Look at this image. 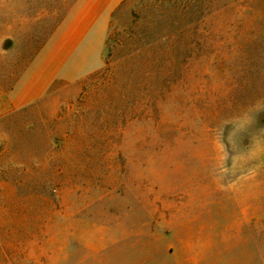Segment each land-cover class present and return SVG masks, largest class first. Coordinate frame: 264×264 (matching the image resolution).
Here are the masks:
<instances>
[{
	"label": "rangeland",
	"instance_id": "obj_1",
	"mask_svg": "<svg viewBox=\"0 0 264 264\" xmlns=\"http://www.w3.org/2000/svg\"><path fill=\"white\" fill-rule=\"evenodd\" d=\"M73 2L0 0V264H264L247 4L124 0L101 54L48 51Z\"/></svg>",
	"mask_w": 264,
	"mask_h": 264
},
{
	"label": "crops",
	"instance_id": "obj_2",
	"mask_svg": "<svg viewBox=\"0 0 264 264\" xmlns=\"http://www.w3.org/2000/svg\"><path fill=\"white\" fill-rule=\"evenodd\" d=\"M122 1L124 0H74L62 20L50 34L46 49L64 55L101 54L110 14ZM61 69V67L57 68V70ZM57 70L50 74L51 78L56 77L57 74L61 76ZM23 78L16 82L12 91L14 95L23 84ZM33 92L39 95L41 89L37 87ZM13 103L16 107L22 104L15 98Z\"/></svg>",
	"mask_w": 264,
	"mask_h": 264
},
{
	"label": "trees",
	"instance_id": "obj_3",
	"mask_svg": "<svg viewBox=\"0 0 264 264\" xmlns=\"http://www.w3.org/2000/svg\"><path fill=\"white\" fill-rule=\"evenodd\" d=\"M191 0H188V4L179 6L175 5L174 8H177L180 12L185 14H191L193 8H197V5L190 3ZM214 10L219 11L220 9L226 8H236L242 6V3L247 4V9L244 11L239 10V17L243 20L244 33L248 34L253 38L259 37L264 41V5H253L255 0H229L224 2L222 0H213ZM110 39L108 38V41Z\"/></svg>",
	"mask_w": 264,
	"mask_h": 264
}]
</instances>
